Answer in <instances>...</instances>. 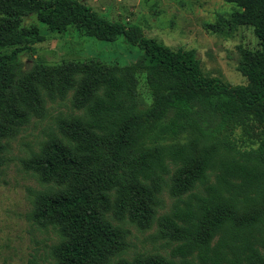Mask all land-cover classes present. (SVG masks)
I'll return each mask as SVG.
<instances>
[{
    "label": "trees",
    "instance_id": "1",
    "mask_svg": "<svg viewBox=\"0 0 264 264\" xmlns=\"http://www.w3.org/2000/svg\"><path fill=\"white\" fill-rule=\"evenodd\" d=\"M225 1L234 10L222 26L204 27L256 39L238 50L240 86L205 76L196 51H172L80 1L0 0V175L7 142L44 115L46 100L72 92L78 112L26 162L45 187L30 220L58 238L45 264H264V0ZM71 28L102 42L122 37L141 54L121 67L91 59L23 69L22 55ZM139 75L152 96L145 109ZM166 188L175 201L157 218ZM111 212L140 229L157 221L177 243L169 257L121 258L127 232Z\"/></svg>",
    "mask_w": 264,
    "mask_h": 264
},
{
    "label": "rangeland",
    "instance_id": "2",
    "mask_svg": "<svg viewBox=\"0 0 264 264\" xmlns=\"http://www.w3.org/2000/svg\"><path fill=\"white\" fill-rule=\"evenodd\" d=\"M76 1L110 22L138 27L146 38L154 39L172 51H196L201 70L207 77H216L228 86L246 83L237 70V58L239 48L256 47L257 41L251 31L223 29L213 34L204 27L206 24L222 26L220 18H226L234 10V6L225 0ZM26 22L35 21L32 18ZM39 26L44 32L45 28ZM2 53L5 51H0ZM140 54L138 48L128 45L122 37L113 42H102L71 28L63 34H47L42 43L35 45L29 55H22L20 60L24 70H28L33 62L54 66L91 59L107 66L121 67L134 63ZM137 96L141 109L151 104L152 96L144 75L138 76ZM71 97L72 92L64 100H46L44 115L32 117L19 134L7 142L5 165L0 175V264L52 262L50 250L58 242L56 234L51 229L34 225L29 217L35 195L45 187L26 162L52 133H56L60 118L78 113L71 108ZM160 198L162 204L157 210V218L169 214L175 201L168 188ZM113 214L109 213L112 224L127 232V249L121 258L131 260L139 255L169 257L177 244L159 233L157 221L148 229H140L125 219L118 220Z\"/></svg>",
    "mask_w": 264,
    "mask_h": 264
}]
</instances>
